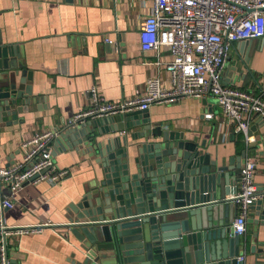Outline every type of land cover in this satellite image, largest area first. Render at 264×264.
<instances>
[{"label":"crops","instance_id":"obj_1","mask_svg":"<svg viewBox=\"0 0 264 264\" xmlns=\"http://www.w3.org/2000/svg\"><path fill=\"white\" fill-rule=\"evenodd\" d=\"M152 4L153 0H0V42L14 49L22 68L31 71L27 85L33 92L30 104L21 101L24 109L18 113V121L0 126L2 165L19 160L22 142L36 132L58 130L70 116L87 110L91 106L87 90L92 86L114 102L146 94L149 78L158 77L164 88L171 87L164 65L172 59L170 46L162 45L159 54L141 48L140 29ZM238 45L229 51L223 81L259 93L264 87V38L255 39L246 66L241 64L227 79L228 68L239 65L246 54L240 53ZM158 60L163 64L157 65ZM210 112L214 117L208 119L205 114ZM140 113L152 127L161 125L196 143L219 165L234 160L235 169L230 172L236 177L246 159L240 161V157L247 149V155L257 161L255 181L264 190V123L259 118L251 125V142L256 143L250 146L213 95L153 103ZM144 131L142 124L101 135L95 129L98 141L126 138L130 149L145 140ZM53 150L56 165L69 170L65 179L27 183L14 191L4 186L2 190L14 202L4 210L5 223L38 228L8 238L12 264H83L86 258L69 225L74 215L71 206L81 201L87 189L98 186L102 162L98 154L75 147L62 151L54 143ZM241 243L246 264H264V200L250 208Z\"/></svg>","mask_w":264,"mask_h":264},{"label":"water","instance_id":"obj_2","mask_svg":"<svg viewBox=\"0 0 264 264\" xmlns=\"http://www.w3.org/2000/svg\"><path fill=\"white\" fill-rule=\"evenodd\" d=\"M254 41L238 42L240 53L246 54L239 65L228 68L227 79L241 64L246 66ZM19 59L14 49L0 42V126L18 121L24 109L21 101L32 102L27 85L32 73ZM140 112L58 129L54 143L62 151L75 147L98 154L102 162L98 186L87 189L71 206L69 225L85 250L83 264H246L238 259L245 246L232 225L238 215V203L230 198L238 185V177L230 172L234 160L219 165L182 134L152 127ZM139 124L144 125L145 140L132 144L133 149L126 138L98 141V134ZM247 154L243 150L240 161Z\"/></svg>","mask_w":264,"mask_h":264},{"label":"built area","instance_id":"obj_3","mask_svg":"<svg viewBox=\"0 0 264 264\" xmlns=\"http://www.w3.org/2000/svg\"><path fill=\"white\" fill-rule=\"evenodd\" d=\"M126 1V0H120ZM264 38V0H153L149 15L140 29L143 51L160 53L168 44L172 59L164 63L171 76V87L164 88L158 77L148 79L146 94L114 102L101 96L96 86L87 90L91 106L66 120L65 125L76 126L90 119L147 111L153 103H171L183 97L204 98L213 95L237 133L244 135L250 145L251 125L264 120V87L259 93L226 85L222 70L232 46L242 40ZM111 42V40H107ZM157 65L163 62L158 60ZM211 119L214 113H206ZM59 130L36 132L20 147L21 158L13 164L0 163V264H12L8 238L38 230L35 226L7 225L4 210L14 202L2 195L4 186L13 191L27 183L48 181L57 183L69 175L54 160V141ZM257 161L248 156L242 166L237 191L231 195L238 203V215L233 228L237 235L248 229L251 205L264 200V190L255 181ZM240 255L239 260H245Z\"/></svg>","mask_w":264,"mask_h":264},{"label":"rangeland","instance_id":"obj_4","mask_svg":"<svg viewBox=\"0 0 264 264\" xmlns=\"http://www.w3.org/2000/svg\"><path fill=\"white\" fill-rule=\"evenodd\" d=\"M256 40H258V39H256Z\"/></svg>","mask_w":264,"mask_h":264}]
</instances>
